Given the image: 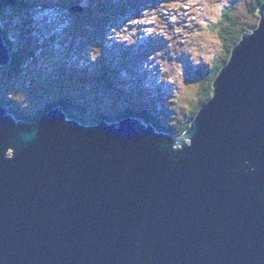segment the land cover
<instances>
[{
  "label": "water",
  "instance_id": "95a60500",
  "mask_svg": "<svg viewBox=\"0 0 264 264\" xmlns=\"http://www.w3.org/2000/svg\"><path fill=\"white\" fill-rule=\"evenodd\" d=\"M258 10L178 138L131 117L79 125L61 107L14 122L0 105V264H264Z\"/></svg>",
  "mask_w": 264,
  "mask_h": 264
},
{
  "label": "rangeland",
  "instance_id": "374dc122",
  "mask_svg": "<svg viewBox=\"0 0 264 264\" xmlns=\"http://www.w3.org/2000/svg\"><path fill=\"white\" fill-rule=\"evenodd\" d=\"M41 1L48 6L51 2ZM72 1L80 2H52L62 8L32 10L21 18L16 11L26 5L19 1L13 5L15 11L0 17L11 50L27 65L26 72L17 75H9L10 63L0 67V102L9 104L7 114L32 117L60 101L79 121L104 117L110 125L134 112L146 128L157 133L165 128L178 138L177 131L201 99L202 81L213 84L215 66L227 64L223 60L229 50L221 33L228 18L237 19L249 34L259 23L257 0ZM75 4L84 8L73 13L74 22L63 26L60 38L55 27L58 10ZM45 38L51 55L40 49ZM31 46L39 57L32 54L24 61ZM41 58L49 66L29 65ZM73 60L81 62L74 72ZM52 69L62 75L58 71L59 78L54 76Z\"/></svg>",
  "mask_w": 264,
  "mask_h": 264
},
{
  "label": "trees",
  "instance_id": "16d2710c",
  "mask_svg": "<svg viewBox=\"0 0 264 264\" xmlns=\"http://www.w3.org/2000/svg\"><path fill=\"white\" fill-rule=\"evenodd\" d=\"M19 1H23V0H0V17L4 15V9L7 6L14 5V3H20ZM263 1L264 0H257V2H256L257 8H259V6L262 4ZM32 3H37V0H32ZM228 19L229 20H228L226 26L223 28V31L221 33L222 37L224 39H226V41H227V42L225 41L226 42L225 44L227 45V49L229 50L228 56H226V58L223 60L225 63H227L229 61L233 47H235L239 43L242 35L245 33V31H247L244 26L242 27L241 25H239V22L237 19H235L233 17L228 18ZM2 33H4V30H2V28H0V34H2ZM3 38H4V45L6 47H8L9 53L11 56L10 64L7 67L10 70L9 75H17L20 72H21V74L25 73L26 72L25 68L27 66L26 63H24V66L22 65V62L20 60V57H18V54H16L15 52H13L11 50V46H10L9 41L7 40L6 36H3ZM31 55H32V53L27 54L28 57ZM27 56H26V59L24 61L27 60V58H28ZM222 67H223V64H222V66H217V65L215 66L214 73H213L215 75V78L218 76L219 71L221 70ZM202 84H203V86H202L201 91L203 92V94L201 92V99L197 102V107L195 108V111L192 114L191 118L188 120L187 124L184 127L180 128V130L177 131L178 133L176 136H179L180 134H182L185 130H187L189 128L191 121L197 115L200 107L203 106L205 103H207L210 100V98L212 97V91H213L212 81H209V82L202 81ZM0 105H3L4 107L9 106V104L6 102L5 103L0 102ZM56 106L65 108L64 102H56L55 104L43 107V109L40 110V112L37 115L32 116V117H27L24 114H17L15 116H13V115L12 116H13L15 121L35 123L39 120V118L44 113L48 112L51 108H55ZM11 108H14L13 105L11 106ZM12 111H14V110L12 109ZM68 115L71 116V118L69 117L71 120H76L70 113H68ZM125 117H131V118H135V119L140 118L141 119V117L136 116L134 112L133 113L132 112L126 113L124 116L122 115V117L120 119H123ZM101 121H105L104 118H101L96 123H99ZM144 122H149V121H144ZM80 123L83 124L84 126L94 125L93 123H89V122H81L80 121ZM152 123H153V121H152ZM162 129H163V130H161L162 132L171 133L170 131H168L165 128H162ZM172 134L174 135L176 133H172Z\"/></svg>",
  "mask_w": 264,
  "mask_h": 264
},
{
  "label": "bare ground",
  "instance_id": "6f19581e",
  "mask_svg": "<svg viewBox=\"0 0 264 264\" xmlns=\"http://www.w3.org/2000/svg\"><path fill=\"white\" fill-rule=\"evenodd\" d=\"M11 60V59H10ZM62 108V107H61Z\"/></svg>",
  "mask_w": 264,
  "mask_h": 264
}]
</instances>
